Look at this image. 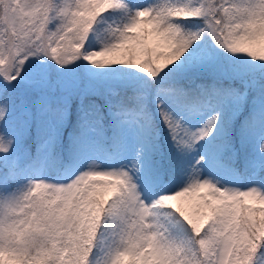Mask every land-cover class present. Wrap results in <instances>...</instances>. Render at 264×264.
I'll use <instances>...</instances> for the list:
<instances>
[{
    "label": "snow or ice",
    "instance_id": "6c2138e0",
    "mask_svg": "<svg viewBox=\"0 0 264 264\" xmlns=\"http://www.w3.org/2000/svg\"><path fill=\"white\" fill-rule=\"evenodd\" d=\"M0 264H264V0H0Z\"/></svg>",
    "mask_w": 264,
    "mask_h": 264
},
{
    "label": "rangeland",
    "instance_id": "374dc122",
    "mask_svg": "<svg viewBox=\"0 0 264 264\" xmlns=\"http://www.w3.org/2000/svg\"><path fill=\"white\" fill-rule=\"evenodd\" d=\"M141 2H143V0H141Z\"/></svg>",
    "mask_w": 264,
    "mask_h": 264
}]
</instances>
